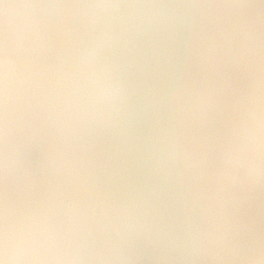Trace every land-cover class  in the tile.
Listing matches in <instances>:
<instances>
[{
	"label": "clouds",
	"instance_id": "1",
	"mask_svg": "<svg viewBox=\"0 0 264 264\" xmlns=\"http://www.w3.org/2000/svg\"><path fill=\"white\" fill-rule=\"evenodd\" d=\"M0 264H264V0H0Z\"/></svg>",
	"mask_w": 264,
	"mask_h": 264
},
{
	"label": "water",
	"instance_id": "2",
	"mask_svg": "<svg viewBox=\"0 0 264 264\" xmlns=\"http://www.w3.org/2000/svg\"><path fill=\"white\" fill-rule=\"evenodd\" d=\"M142 2H151V3H184L189 2V0H142ZM258 2V0H254Z\"/></svg>",
	"mask_w": 264,
	"mask_h": 264
}]
</instances>
